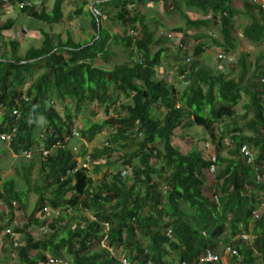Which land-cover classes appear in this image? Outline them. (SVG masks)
<instances>
[{
    "label": "trees",
    "instance_id": "obj_1",
    "mask_svg": "<svg viewBox=\"0 0 264 264\" xmlns=\"http://www.w3.org/2000/svg\"><path fill=\"white\" fill-rule=\"evenodd\" d=\"M63 1L48 5L49 0H42L36 6L32 0H0V12L14 7L32 21L23 28L40 34L38 47L19 54L20 42L4 36L15 20L0 19V133H11L8 142L0 141V151L7 145L16 158L15 175L0 179L3 243L8 241L3 231L15 212L25 211L30 194L35 198L26 223L14 228L21 235L19 246L6 248L15 252V263L63 259L68 264H121L110 255L112 249L130 264H197L205 250L221 255L220 248L230 247L237 251L233 264H264V210L253 220V211L264 205V180L257 181L255 173L257 169L264 176L263 54L249 62L234 36L237 19L245 16L241 38L253 45L264 43V3L238 0L241 7L236 8L234 0H97L94 7L111 8L114 21L132 31L110 37L99 26L100 16L83 10L88 2L82 0L73 15L88 16L92 39L98 36L88 45L74 42L68 32L62 38L38 28L62 19ZM156 6L176 12L183 24L168 28L154 17L146 20L136 9L148 8L154 15ZM155 27L178 37L197 31L192 59L181 55L178 46L172 52L159 46ZM110 45L132 47L135 54L109 69L97 66L98 58L107 61L112 55ZM206 48L227 58L235 54L236 59L227 68L218 59L219 65L209 66ZM163 56L177 67L176 75L185 84L182 91L156 78ZM241 102L240 114L234 109ZM88 105L94 112L76 130L78 113ZM95 108L102 109L103 119L91 120ZM194 127L202 142L214 146V161L198 149L181 153L173 145L175 129ZM73 130L79 139L71 138ZM103 131L101 146L89 151L86 144ZM81 140L78 156L89 155L91 172L115 170L100 185L92 183L85 169L73 172L71 146ZM57 142L63 147L52 149ZM243 147L252 152V164L245 160ZM116 152L120 159L110 161ZM9 154L4 152L6 161ZM127 168L131 173L120 177ZM40 227L47 232L38 231L37 238L33 232ZM0 254L9 257L1 243Z\"/></svg>",
    "mask_w": 264,
    "mask_h": 264
},
{
    "label": "rangeland",
    "instance_id": "obj_2",
    "mask_svg": "<svg viewBox=\"0 0 264 264\" xmlns=\"http://www.w3.org/2000/svg\"><path fill=\"white\" fill-rule=\"evenodd\" d=\"M32 1L34 2V4L36 6L39 5V4H37V1L38 0H32ZM247 1H255V0H247ZM257 1L260 2V3H264V0L263 1L257 0ZM240 4L241 3H239V6L241 7ZM129 9L132 10L133 7H130ZM136 9L137 10H140V13L141 14L144 13V12L141 11V7H138ZM62 10H63L62 12H63L64 17H65V14L70 13L71 10H73V9H72V7H70V6L67 5L65 8H62ZM16 13L19 14L18 10L17 9H14L13 10L10 7L9 8V11H7V12H5V11L4 12L3 11L0 12V19L1 20H6V19H13V20H15L13 30L11 29V31H9V33H7V34L9 36H12L11 39L17 40L19 38L21 40V44L22 45L19 47L18 52H19V54H24V52H25V50L27 48H29V47H37V43L32 42V44L31 43L30 44H26V42H24V39H23V37L26 36L25 34L22 35L21 37H18L17 36L16 31L18 33H20L19 32L20 31L19 28L20 27H25V26L28 27L29 24H32V21L30 19H26V18H22V17H19V18L17 17V19L15 17L13 18L14 14H16ZM186 13L188 15L192 16V17H197V16L198 17H201L199 15V12H196V11H186ZM148 16H149V19H153V17L155 19H157V20L159 19L158 21L161 24H165L168 27H171L173 24H175L177 22H182L183 23V19L176 12L172 13L171 15H167V16H164V17L162 16V18H157L155 16V14L154 15H151L150 13H148ZM243 20H245V19H241L240 20L239 25H237V27L235 28L236 30L234 31V36L237 38V40L239 42V50L242 53L248 54V60L251 63L256 58H258L260 56V54H263V58L259 61V64L264 69V43H259V44L253 45V44H251V43H249V42H247V41H245V40H243L241 38V36H240L239 33H240V29L242 28V27H240L241 26L240 24H242ZM63 22H64V20H63ZM62 23L58 25L60 28H55L54 31L61 32L63 30V28L65 27L64 25H62ZM150 26H152V25L150 24ZM212 31L213 30L210 29V32L209 33H211ZM189 32H190L189 35H186L185 37L179 39V40H182L183 41L182 44H184V46H182V48L180 49L179 52H180L181 55H182V53H184L183 55H187V57H190V59H192L190 55H191L192 50L194 49V47L197 44V40L195 39V35L198 34V33H197V31H189ZM157 33H158L157 34V38H159V40H160V45L159 46H164L165 48L170 49V52H172L173 50L171 48H173L174 46L173 45H170V42L167 43V40H168L166 38V34L167 33L165 31L164 32H157ZM204 33H206V32H204ZM213 33H214V31H213ZM160 34H162V35H160ZM215 35H217L216 31H215ZM164 36H165V38H164ZM172 36H173V34H172ZM177 44H178V42H176L175 48H176ZM219 53L220 52L217 51V50H211L210 49L211 59H210V63L208 64L209 66H212L213 67L214 65H219L220 64V62L218 63L215 60V59H217L216 55L219 54ZM120 57L121 56L117 57L115 60L112 61V63L113 64H115L117 62L119 63L121 60L124 59V58H122V57L120 58ZM166 59L164 60V62H166L165 64H167V62L171 61L170 59L169 60L168 59L166 60ZM232 59H233L232 62H234L235 59H236V56H234V58H232ZM201 61H202V59H200V62L199 63L200 64H203V62H201ZM185 62H186V60H185ZM222 62L224 64V67L227 68L229 62L226 61V60H224V61L222 60ZM112 63H110V64L113 66ZM229 69H230V67H229ZM176 70H177V67H174V66H171L170 67V66H168V67H166V71L163 73L162 77H163V80H165L167 83L173 84L176 87V90L178 92H180L184 88L185 84L183 83L182 78H178L177 77ZM252 70H253V68L251 67L250 68V73L252 72ZM242 100L244 102V99H242ZM241 104H242V102L239 103L235 107V109H234L237 113H240V114L242 113V109L240 107ZM93 108H94V106L88 105V107L85 109V111L83 113H81V112L78 113V116L77 117H78L79 121H76V124H77L75 126V129L76 130L79 129L80 128L79 126L82 125L81 124L82 123L81 119L83 117L89 118V113L90 112H94ZM57 112L59 113V115H62V106L57 105ZM95 112H96V116L91 119L92 121H98V120H101V119H103L105 117V115H103L102 109L100 110L98 108H95ZM109 114H112V112L110 111ZM246 116H247V118L251 117L250 114H246ZM196 128L197 127L189 128V129L188 128H185V129L177 128V129H175L174 130V135L172 137V143H173V145L175 147H177L181 153H186L189 150L198 149L199 151H202L203 152V155H204L205 158H211V157L214 158V146L210 143L209 140H206V142H202L201 141V138H200L201 137L200 130L198 131ZM105 135H106V132L105 131H103V133H100L95 138V140H93L91 143H87L86 144V148L90 151V150H92V148H96V147L101 146V144L103 143L102 140H104V136ZM224 145L226 147V144H224ZM129 149H132V147H129ZM4 152L6 154H9L10 153V152L8 153V147H7V145H5V147H4ZM4 152L2 151V155L4 154ZM224 153L227 154L226 149L224 150ZM119 154H120L119 152L113 153L111 155V157H110V161H112V162H118V160L120 159L119 158ZM9 156H10V154H9ZM10 159L12 161H10ZM10 159L7 161V163L10 161L9 164H7V163L0 164L3 167L2 171L0 170V179H1V175L5 176V177H11V176H14L15 175V172L13 171V167H14V163H15L14 160L16 158H15L14 155L11 154ZM10 164H11V166H10ZM118 164H120V163H118ZM91 170H92V167L90 168L89 176H91L92 183L94 185H100V183L102 181L108 180L109 179V176L112 173L115 172V170H112V169H110L108 167H103L96 174H94L93 172H91ZM36 171L37 170H34L32 172V178L37 181ZM34 200H35V198L33 197V195L30 194L27 197V208L23 212L16 211L15 214H14L15 216H14L13 220H17L18 222H20V225L25 224L26 223L25 214H27L29 212V210H30V208H31ZM0 210H5V207L1 203H0ZM33 234H34L35 237H37V235L39 234L38 229L35 228ZM20 239H21V236L19 237V240ZM0 243H1L2 247H4L5 252L8 254V256H9L8 258L12 257L10 259H8V258L5 259L4 256H2L0 254V262H1V264H16L15 263V260H16L15 259L16 258L15 252L14 253L13 252L12 253H9L7 251V249H6V248L9 247L8 241H6V242L3 243V239L0 236ZM219 252L221 253V263L222 264H233L232 263V259L228 256L227 253L224 252V248H222V249L220 248L219 249ZM118 253L120 254V251ZM64 261L65 262H68L67 260H64Z\"/></svg>",
    "mask_w": 264,
    "mask_h": 264
},
{
    "label": "crops",
    "instance_id": "obj_3",
    "mask_svg": "<svg viewBox=\"0 0 264 264\" xmlns=\"http://www.w3.org/2000/svg\"><path fill=\"white\" fill-rule=\"evenodd\" d=\"M51 1L52 0H49L48 5L51 4ZM103 1H107V0H103ZM260 1H263V0H260ZM81 2H82V0H64L63 3H62V8H65L68 5V6L72 7L73 10H71L70 13L65 14V17H64V14L62 12L63 17L58 23H55V24H52V25H44V24H42L41 26H39V24H37L38 28L39 29L41 28L42 30L48 31V32H50L52 34H59L62 38H64L66 33L68 32L74 42H77V43H86L87 42L88 45L91 44L98 36H96L94 39H92V35H93L94 32H93V29L91 28L90 18L88 16L78 18V17H74V15H73V11H75L76 8H78V6L82 4ZM239 3H241V2L238 1V0H234L233 1L234 7L239 8L240 7ZM37 4L41 5L42 4V0H38ZM10 7L14 10V7H12V6H10ZM10 7L9 6L4 7L2 11L3 12L4 11L7 12V11H9ZM150 7H152V6L150 5ZM83 10L89 12L90 15H91V12L89 10L88 5L84 6ZM98 10H99V13H100V15H99L100 16L99 26H100L102 31L106 32L110 37L113 36L114 34H120L121 35V34H124L125 32H129V34L131 35L132 31L130 33V29L129 28H125V30H124L120 26V24L118 22L114 21V19L112 18L114 10H112L111 8H108V7L104 8L103 10H100V9H98ZM141 11L144 12L143 15L146 18V20H148V21L151 20V19H149V16H148V13H150L148 8L144 9V8L141 7ZM172 13H174V12H171V13L162 12L161 7H159V6H157L156 10H155V16L158 17V18H162V16L164 17V16H167V15H171ZM14 17L17 19V17L19 18V17H22V16L20 14L16 13V14H14L13 18ZM241 19H245V20H243L242 24H240L241 25L240 27H242L246 23V21H247L246 17L245 16H240L237 19V22H236L235 27H234V31L236 30L235 28L237 27V25H239ZM63 20H64V22H63ZM61 23H62V25L65 26L63 28V30L61 32L54 31L55 28H60L58 25L61 24ZM182 24H183L182 22H177V23L173 24L171 27H174L175 25L176 26L177 25H182ZM163 25L165 27H168L165 24H163ZM171 27H168V28H171ZM11 29L13 30V27ZM11 29L9 31H11ZM19 30H20L19 31L20 33H18L16 31L17 36L21 37L22 35L25 34L26 36H24L25 38L23 37V39H24V42H26V44H30V43L32 44V42H35V43H37V47L40 45V34L38 33V31H36V30L35 31L26 30L23 27H20ZM9 31H6L4 33V36L12 38V36H9L7 34V33H9ZM21 31H23L24 33L21 34ZM164 31H166V30H162L161 28L157 27L156 28V36L158 34L157 32H164ZM240 33H241V29H240ZM126 34H128V33H126ZM168 34L171 35V37L170 38L166 37L168 39L167 43L170 42V45L174 46L171 49L175 50L176 42L179 43V39H181L183 37H178V36H176L173 33H167L166 36ZM172 34H173V36H172ZM160 35H162V34H160ZM164 38H165V36H164ZM17 40L21 44V40L19 38ZM161 47H164V46H161ZM109 48H110V51L112 52V55L108 57L107 61H104V59L98 58V61L96 63L97 66H103V67L109 69V68L112 67V65L110 63H112V61L115 60L117 57L121 56L122 58H124L121 61L122 62H126V61H128V54H135V51H134V49L132 47H130L128 49H124L121 46L110 45ZM206 55H211L210 54V49H208V48H206L204 50V57ZM231 56H232V58H234V56H236V55L232 54ZM101 57H102V55H101ZM166 58L167 57H165V56L162 57L161 66L156 71V78L157 79H163L162 75L166 71V67L174 66V64L171 61H169V62H167V64H165L166 62H164V60ZM202 62H205V58H204V61L202 59ZM115 64H118V62L115 63ZM115 64H113V65H115ZM78 144L80 145V142H78ZM1 152L2 151H0V153ZM5 160H7V157L4 154L3 155L0 154V162L7 163V161H5ZM9 163H10V161L7 164H9ZM10 166H11V164H10ZM0 167H1V171H2L3 167L1 165H0ZM5 178H7V177L1 175V179H5Z\"/></svg>",
    "mask_w": 264,
    "mask_h": 264
},
{
    "label": "built area",
    "instance_id": "obj_4",
    "mask_svg": "<svg viewBox=\"0 0 264 264\" xmlns=\"http://www.w3.org/2000/svg\"><path fill=\"white\" fill-rule=\"evenodd\" d=\"M87 2H88L87 5H88L91 13L96 17L99 16L100 13H99L98 8L94 7V4L97 2V0H87ZM166 37L170 38L171 35L168 34ZM177 46L179 48H182L183 45L177 44ZM216 57L218 60L226 59L228 62H231V60H232L231 56H228V58H227V56L223 55L222 53L217 54ZM186 62H188V59H186ZM12 115L16 116L17 115L16 111H13ZM101 133H103V132H101ZM10 135H11V133L10 134L0 133V141L8 142L10 140ZM72 136H74V138L79 139L76 130H73L71 132V138H72ZM82 142L83 141L81 140L80 143H82ZM57 147H63L62 143L57 142L56 144L52 145V149H55ZM71 149H72L73 154L75 155V160H76V166H75L73 172H75L79 169H85L86 171H90V168L92 166L91 165L92 161H91V158L89 157V155L85 154L83 157L78 156V151H79V144L78 143L73 144L71 146ZM242 153H244V156L246 158L245 160L247 161V163L252 164L254 161L252 152L250 150L246 149V147H243ZM44 154H45V152H44ZM23 156L28 158L29 154L23 153ZM211 160L214 161L213 158H211ZM211 170H213V168H211ZM257 172H258V170L256 169L255 173H256L257 181H263L264 176L260 173H257ZM130 173H131V170L129 168L123 169L120 172V177L124 178V177L128 176ZM263 210H264V205H259V207L255 211H253V220H258L261 217ZM20 226H21L20 222H18L17 220H13L11 225L3 231V234L8 237V242H9V244H11L12 248H17L19 246V243H20L19 237L21 235L19 233H16L14 228L15 227L19 228ZM103 228H104V233H107L108 224H106V223L103 224ZM38 231L42 232V233L47 232L44 227H40L38 229ZM248 238L249 237L246 235H242V237H241L242 240H248ZM101 246L104 247L103 242L101 243ZM224 252L227 253L230 258L237 256V251L230 248V247H225ZM109 253L113 258H117V260L121 264H130L122 255H119V256L116 255V253L112 249H109ZM117 254H119V253L117 252ZM48 261L50 264H68V262H65L64 260H61V259L60 260L49 259ZM219 261H221V255L220 254L218 255L214 251L207 249L204 251V253L201 255V257L198 258L197 264L216 263ZM182 264H185V263H182Z\"/></svg>",
    "mask_w": 264,
    "mask_h": 264
},
{
    "label": "clouds",
    "instance_id": "obj_5",
    "mask_svg": "<svg viewBox=\"0 0 264 264\" xmlns=\"http://www.w3.org/2000/svg\"><path fill=\"white\" fill-rule=\"evenodd\" d=\"M21 240V239H20Z\"/></svg>",
    "mask_w": 264,
    "mask_h": 264
}]
</instances>
